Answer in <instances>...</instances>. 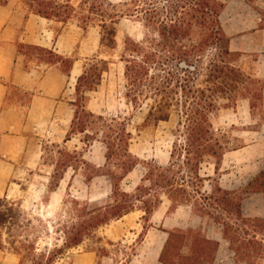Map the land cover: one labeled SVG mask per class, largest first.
Returning <instances> with one entry per match:
<instances>
[{"label":"trees","instance_id":"obj_1","mask_svg":"<svg viewBox=\"0 0 264 264\" xmlns=\"http://www.w3.org/2000/svg\"><path fill=\"white\" fill-rule=\"evenodd\" d=\"M27 1L32 14L49 21L67 24L79 14L81 28L87 29L89 24L97 23L101 29L102 50H116L117 25L123 18L140 22L142 37L126 36L120 55L124 64L125 97L134 110L152 101L139 131L157 128L161 122L169 121L175 110L179 123L168 164L150 163L141 183L133 192H127L123 182L140 164L139 158L130 151L133 139L130 119L121 115L104 116L89 109L90 94L98 91L110 64L99 57L90 59L76 80L74 98L69 102L73 117L64 145L45 144L42 147L43 153L49 152L47 157H51L48 191L55 192L66 172L72 169L82 172L87 184L97 178H107L111 193L107 201L96 206L72 197L70 202L74 210L64 228L63 245L40 251L37 243L28 237L19 240L18 233L28 225L21 224V210L6 198H0V247H3L2 231L5 230L9 235L8 244H18L24 253L19 264H55L58 258L81 246L100 228L137 210L144 213L142 220L149 223L166 198L170 202L167 215L180 207H191L198 217L211 218L222 226L224 238L237 258L251 262L264 260V239L259 238L264 237V218H244L241 212L243 197L238 196L237 191L222 189L217 180L225 153L235 147H230L232 143L227 134L215 130L211 116L223 108H235L240 100H249L254 113L264 102V80L242 71L236 64L242 54L229 49L230 38L220 19L225 4L217 0ZM7 3L8 0L0 1L1 6ZM22 47L18 44L17 51L21 52ZM31 47L43 53L44 64L59 66L64 75L70 76L77 59L52 49ZM21 93L31 101V92L21 90ZM77 136H81L86 148L94 143L103 146V165L87 160L84 151L67 149L66 143ZM50 150L55 151V156ZM209 163L215 165V176L202 175L203 165ZM206 183L211 187L210 192L204 191ZM247 189L264 194V171ZM220 210L225 218L218 214ZM233 217L236 222L232 221ZM238 222L251 223L254 235L247 243L240 235L243 229ZM164 231L169 233V238L160 262L170 264L174 258L170 254L174 236L179 233L178 238L184 239L185 232L180 229ZM239 240L243 242L236 246ZM195 244L192 256L184 259L192 262L190 264L211 263L214 257L211 259L208 254L210 246L216 251L218 244L205 237L195 238ZM99 252L101 257L108 255L105 247Z\"/></svg>","mask_w":264,"mask_h":264},{"label":"rangeland","instance_id":"obj_2","mask_svg":"<svg viewBox=\"0 0 264 264\" xmlns=\"http://www.w3.org/2000/svg\"><path fill=\"white\" fill-rule=\"evenodd\" d=\"M110 1L117 3L121 0ZM8 3L9 9L16 12L20 22V29H22V22H25L31 13L28 1L8 0ZM79 16V14H76L67 24L54 21L48 23L47 26H41L38 22L39 19H35L37 21L34 24L40 26L44 34L46 33L44 30L51 29L52 40L54 45L58 47L57 49L52 47V50L77 59L74 67L80 71L78 76L82 74L88 61L92 58L99 57L110 62L109 70L103 74L102 84L98 91L90 94L91 101L89 103V109L104 116L121 115L130 119L129 130L133 134L130 151L139 158L140 164L125 179L123 188L127 192H133L141 183L142 178L147 174L150 163L159 166L168 164L173 142L176 140L174 132L177 130L179 115L175 110L172 112L169 121L161 122L157 128L139 131L138 127L143 124L152 101L146 102L143 108L139 110H134L132 105L127 102L125 97L126 81L124 78V64L121 62L120 55L124 48L126 36H131L136 39L142 37L143 28L141 23L133 18H123L117 25L116 50H102L100 46L101 29L99 25L97 23H91L87 26V29H83L81 28ZM16 44H22L24 46L20 48L21 52H18L20 57H23L24 68L32 70L37 69L38 66H45L42 62L43 53L31 47L38 45H27L19 40ZM257 57L259 58L260 55ZM255 59V56L252 59H247L242 56L236 64L240 68L244 67L248 69ZM262 61L264 62V58H262ZM251 66L253 68L254 65ZM57 68L60 70L59 66ZM42 70L46 71L47 69L41 68L40 71ZM67 82L68 84L64 94L60 98L64 102L63 107L57 112L55 111L51 117L47 116V118L41 113L33 117L32 123L39 130L33 132L36 139L21 153V160L13 161L4 158V162H0V198H6L15 208L21 210V224L28 225V227L20 230L18 233L20 237L18 238L20 240L21 238L28 237L31 241H35L39 251L45 248L53 249L63 245L65 240L64 228L66 223L71 220L73 215L72 210H74V204L70 202L72 197L81 202H90L92 206H96L107 201V196L111 193V185L107 178H97L87 184L85 183L83 173L74 172L72 169L66 172L60 186L55 192L51 193L48 191L49 176L52 172V167L48 163L51 157H47V153L49 152H46V155L43 153L42 147L45 144L49 146L52 144L64 145V139L72 118L70 115L71 107L67 103L74 98L76 84V81L72 78V73ZM30 103L29 97L24 96L20 88H9V95L6 99L5 107L15 110L23 121H26L28 118ZM229 112L231 114L232 111L229 110ZM261 114L262 108H257L254 111L256 120L259 119ZM226 115L224 114V109H221L211 116V120L216 131L227 134V138L232 143L230 147L242 145L244 139L249 142L254 140L251 135L241 137V133L250 128H257L258 123L257 125L247 124L246 126H242L239 123L231 125L232 118L225 120ZM219 117L221 120L223 117L225 121L219 120ZM80 139L81 136L73 138L72 141L66 144L67 149L69 151H84L87 160L97 165H103V146L100 143H94L90 148H86ZM262 146V150L264 151V145ZM27 149H34L40 155L38 165L32 170H28L21 165ZM50 151V154L55 156V151ZM43 155L46 157L44 160L42 159ZM257 157V152H253L251 161L256 160ZM262 158L264 159V157ZM253 165L255 164L252 163L251 166L253 167ZM207 170H209V164H204L202 167V175H205L208 172ZM207 190L208 184L206 183L204 191ZM250 191L253 190L240 188L237 190V193L238 196L248 197L246 193ZM169 207L170 202L166 198H163V204L157 210L155 217V221L157 222L156 228L158 230L167 229L176 225L178 227H175L173 230L180 229L185 232L183 234L184 239L178 238L181 235L179 233H176L174 236V247L170 249V254H173L174 258L173 263L170 264H190L192 262L184 258L192 256L191 251L193 250V246L194 248L196 246L195 238H204L201 225L202 220L204 222H213V220L207 217L202 219L200 217L198 218L197 214L192 213L191 207H180L175 213L167 215ZM165 213L166 218L169 219L166 222V227H163L161 219ZM218 214L223 216L221 210ZM143 215V212L137 210L128 219L112 222L109 226L100 228L81 246L68 250L63 256L58 258L55 264H130L138 254L137 250L139 245L145 239L144 235L146 230H144V227L149 228L151 225V223H147L141 219ZM262 216L264 217V214ZM223 218L225 217L223 216ZM232 221H235L234 217ZM238 224L243 229L240 231V235L244 237L245 243H247L254 235L250 228L251 223L247 222V224H243L242 222H238ZM187 230L189 231L186 232ZM259 238L264 239L263 236H259ZM8 240L9 235L3 230V247H0V264H19V259L24 253L19 249L18 244L10 245L7 242ZM159 241L161 242V238ZM241 242L243 241L239 240L236 246H239ZM103 247L107 249L108 255L101 257L99 250ZM210 247L211 251L208 254L213 259L215 248L213 246ZM88 256H91L92 259L87 260ZM81 257L84 260L79 263ZM237 260L239 263L244 264H264V260L261 258L256 259L254 262L247 259L244 261L241 258H237ZM210 262L212 263L213 260Z\"/></svg>","mask_w":264,"mask_h":264},{"label":"crops","instance_id":"obj_3","mask_svg":"<svg viewBox=\"0 0 264 264\" xmlns=\"http://www.w3.org/2000/svg\"><path fill=\"white\" fill-rule=\"evenodd\" d=\"M217 1L225 4L220 19L226 35L230 38L229 49L232 52L241 53L247 59L256 57L250 67L248 69L242 67V71L254 78L264 80V62L262 61L264 58V27H261V24L264 23V0ZM8 5L9 3L6 6L0 5V162H4V158L13 161L21 160V153L36 139L33 132L39 130L32 123L33 117L39 113L51 117L55 111L57 112L63 107L64 102L60 98L64 94L68 84L67 80L70 78V76L64 75L56 65L45 64V66H38L37 69L32 70L24 68L23 57H20L17 51V41L27 45H38L50 49L55 47L54 49H57L58 47L54 45L51 37V29L44 30L46 32L44 34L40 26L34 24L37 21L35 19H39L38 22L41 26H47L48 23L54 21L30 13L27 20L22 22L23 27L20 29L16 12L10 10ZM258 55H260L259 58ZM251 65H254L253 68ZM41 68L47 70L40 71ZM79 72L78 68H73L71 73L74 81L79 77ZM5 84L13 85L33 94L26 121L21 120L19 114L12 108L5 107L9 95V87ZM67 104L69 105V103ZM229 110L232 111L231 114ZM224 114H227L225 120L232 118L231 125L239 123L246 126L247 124L257 125L258 123L257 128H250L241 133V137L251 135L254 140L249 142L243 138L242 145L225 153L219 168L217 180L220 187L224 190L237 191L240 188H247L264 171V159L262 158L264 157L262 150V145H264V102L262 114L258 120L251 110L249 100L238 101L235 108L224 109ZM70 115L73 117L72 108ZM219 120H221L220 117ZM225 120L222 117L221 121ZM47 132L49 133V131ZM253 152H257L258 157L251 161ZM39 159L38 151L27 149L21 165L32 170L38 165ZM252 163L255 164L253 167L251 166ZM207 171V176H215V165L209 163V170ZM210 191L211 187L208 184V192ZM246 196L248 197H243L241 202L242 216L244 218L263 217L264 194L248 192ZM133 213L118 221L132 217ZM156 214L157 211L151 217L149 222L151 225L145 231V239L139 245L138 254L130 264H163L160 262V256L169 238V233L164 230L171 231L178 226L173 225L167 229L158 230L155 221ZM166 217V213L163 214L161 219L163 227H166V222L169 219ZM138 220L140 219L138 218ZM201 225L204 237L218 244L211 264H244L238 262L228 240L224 238L221 225L203 220ZM160 238L161 242L159 241ZM90 259H92L91 256H88L87 260ZM83 260L84 258L81 257L79 263Z\"/></svg>","mask_w":264,"mask_h":264}]
</instances>
